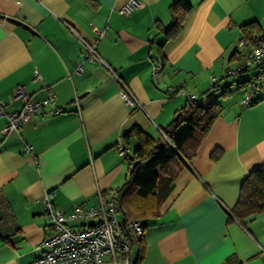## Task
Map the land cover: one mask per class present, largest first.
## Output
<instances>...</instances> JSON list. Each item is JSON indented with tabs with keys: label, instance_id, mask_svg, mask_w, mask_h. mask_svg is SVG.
<instances>
[{
	"label": "crops",
	"instance_id": "0c3cea01",
	"mask_svg": "<svg viewBox=\"0 0 264 264\" xmlns=\"http://www.w3.org/2000/svg\"><path fill=\"white\" fill-rule=\"evenodd\" d=\"M127 1L0 0V102L20 109L15 87L37 100L47 95L45 82L61 109L40 107L18 131L0 135V264L42 255L51 231L45 191L64 212L98 205L128 178V160L116 151L123 134L138 126L156 137L185 94L208 95L211 75L221 110L158 215L143 222L132 261L142 251L136 264H264V211L243 222L231 214L248 173L264 166V78L254 102L242 105L238 82L246 75H225L242 60L241 26L255 21L264 34V0H186L190 8L167 33L173 0H133L124 16L117 10ZM104 26L102 61L83 60L80 38ZM156 61L162 66L153 76ZM127 90L140 107L123 102ZM5 123L0 116V130Z\"/></svg>",
	"mask_w": 264,
	"mask_h": 264
},
{
	"label": "built area",
	"instance_id": "2783aa9c",
	"mask_svg": "<svg viewBox=\"0 0 264 264\" xmlns=\"http://www.w3.org/2000/svg\"><path fill=\"white\" fill-rule=\"evenodd\" d=\"M133 7V0H129L117 11L126 16ZM107 29V26L95 28L96 37L93 39L80 38L83 60L102 61L97 50V42L105 36ZM253 41L255 43L243 37L238 41L236 49L243 52L242 60L235 68H229L225 72L227 76L243 73L250 77V82L240 99L242 105H249L253 101V96L259 90V83L264 78V38L254 36ZM161 66L160 61L153 64L151 70L153 76ZM82 70L81 62L77 64L76 71ZM34 79H41L37 70L34 71ZM210 80L208 89L214 87L216 77L211 75ZM43 87L47 92L46 97L36 100L23 85H17L14 89V97L21 101L20 109L6 111L4 104L0 102V116L6 117L0 135L18 131L25 122L34 117L40 107L48 105L55 113L61 111L55 106L50 86L44 82ZM179 92L185 94L182 90ZM185 95L188 99L197 98L196 94ZM123 102L129 107H140L129 90ZM25 149L30 151L31 147L26 146ZM116 151L122 158L132 154V149L122 138L116 143ZM115 196V191L105 198L100 195V202L96 206H77L71 212H64L55 205L52 192L45 191L41 196V203L43 213L49 218L51 231L41 243L44 248L42 255L28 264H133L131 243L141 239L144 225L137 219L119 218L114 209ZM71 222H79V227L73 228Z\"/></svg>",
	"mask_w": 264,
	"mask_h": 264
},
{
	"label": "trees",
	"instance_id": "16d2710c",
	"mask_svg": "<svg viewBox=\"0 0 264 264\" xmlns=\"http://www.w3.org/2000/svg\"><path fill=\"white\" fill-rule=\"evenodd\" d=\"M190 8L186 0H173L169 6L172 24L164 27L166 33L174 30ZM243 38L255 43L254 36L258 34L259 25L250 21L242 26ZM244 75L239 73L235 76ZM249 78L238 82L246 88ZM216 82L208 89V94L202 99H188L186 103L174 112L172 120L161 129L156 137L151 136L138 126L131 127L123 134L127 142L130 138L137 141L132 150L133 159L128 160V178L115 190V212L121 219H137L142 223L158 215V209L173 189V180L183 165L195 155L197 147L206 136L213 121L221 110L218 101ZM253 101L250 103L252 104ZM214 155V154H213ZM264 211V166H258L248 173L240 186L238 199L231 209L232 216L240 222L245 218ZM144 225V223H143ZM145 227V226H144ZM143 246L141 247V250ZM142 251L137 257L140 260Z\"/></svg>",
	"mask_w": 264,
	"mask_h": 264
},
{
	"label": "water",
	"instance_id": "95a60500",
	"mask_svg": "<svg viewBox=\"0 0 264 264\" xmlns=\"http://www.w3.org/2000/svg\"><path fill=\"white\" fill-rule=\"evenodd\" d=\"M130 159H131V160L133 159V156H132V155H130Z\"/></svg>",
	"mask_w": 264,
	"mask_h": 264
},
{
	"label": "rangeland",
	"instance_id": "374dc122",
	"mask_svg": "<svg viewBox=\"0 0 264 264\" xmlns=\"http://www.w3.org/2000/svg\"><path fill=\"white\" fill-rule=\"evenodd\" d=\"M241 78L240 77H238V80H240Z\"/></svg>",
	"mask_w": 264,
	"mask_h": 264
}]
</instances>
